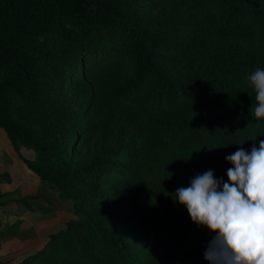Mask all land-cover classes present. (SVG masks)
I'll return each mask as SVG.
<instances>
[{"label":"trees","instance_id":"1","mask_svg":"<svg viewBox=\"0 0 264 264\" xmlns=\"http://www.w3.org/2000/svg\"><path fill=\"white\" fill-rule=\"evenodd\" d=\"M257 67L264 0H0V127L75 215L18 264H209L195 237L214 233L149 200L227 181L225 157L264 139Z\"/></svg>","mask_w":264,"mask_h":264},{"label":"clouds","instance_id":"2","mask_svg":"<svg viewBox=\"0 0 264 264\" xmlns=\"http://www.w3.org/2000/svg\"><path fill=\"white\" fill-rule=\"evenodd\" d=\"M255 93L253 119H264V68L245 77ZM255 141L256 139H252ZM225 160L227 181L212 170L197 174L172 193L194 224L214 233L204 258L209 264H264V139L250 151L238 148Z\"/></svg>","mask_w":264,"mask_h":264},{"label":"crops","instance_id":"3","mask_svg":"<svg viewBox=\"0 0 264 264\" xmlns=\"http://www.w3.org/2000/svg\"><path fill=\"white\" fill-rule=\"evenodd\" d=\"M20 189L27 193L17 197ZM1 192L6 193V198L17 200L13 207L19 204L24 208L21 206L22 211L17 214V220L0 235V264H10L13 260L34 252L47 239L48 234L62 228L72 218H68L72 208L64 213V204L67 202L70 205L69 200L60 198L57 188L41 180L27 168L14 151L6 134L0 130ZM25 196L27 198L24 202L19 201ZM28 203L31 207H28Z\"/></svg>","mask_w":264,"mask_h":264},{"label":"rangeland","instance_id":"4","mask_svg":"<svg viewBox=\"0 0 264 264\" xmlns=\"http://www.w3.org/2000/svg\"><path fill=\"white\" fill-rule=\"evenodd\" d=\"M127 64L125 63L124 66H122L120 69H118L117 71H113L110 74L105 75L106 77H104L103 79H100L99 81H96L99 85V87H110L111 84H118L119 81H122L124 78L129 77L130 74L132 73V70L128 68V66H126ZM91 78H89L90 80ZM85 103L88 102V100H84ZM97 111V110H96ZM0 130L2 132L3 129L0 127ZM5 134V132H4ZM89 149H90V143H82L80 142L75 151H74V159L76 161H81V162H87L88 158H89ZM23 154L26 155L27 157H34V153L31 150H27V149H23ZM41 188H44L43 186H40ZM36 190H39V188H35ZM42 191V190H40ZM23 193H27L24 192L23 189H20L17 191V197H19V195H22ZM69 200V199H66ZM14 202H17L16 199H10V200H6L3 204L0 205V235L6 231V229L14 222L17 220L18 215L22 210L21 206L19 204H17V207H13ZM69 203H65L64 204V213H66L68 208H72V212L71 215H68V218H73L74 215V210H73V206H72V201L69 200ZM149 204L150 205H154V206H158L163 212H170V211H174L177 210L178 212L182 211L185 207L181 204H179L178 201H174L173 197L172 198H167V197H161L158 195H154L150 197L149 200ZM12 205V207H11ZM23 207V206H22ZM24 208V207H23ZM12 210L14 212L9 213ZM16 212V214H15ZM64 227V226H63ZM196 244H198L199 246H204L206 244H208V242L210 241V238L208 237H200L199 235H197L196 237ZM47 240V239H46ZM46 240L41 244L40 247H42L44 245V243L46 242ZM39 247V248H40ZM28 254H26L25 256H27ZM24 256V257H25ZM22 257V258H24ZM21 259H17V260H13V262H11L10 264H18Z\"/></svg>","mask_w":264,"mask_h":264}]
</instances>
